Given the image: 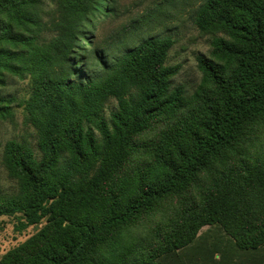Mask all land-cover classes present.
<instances>
[{
	"label": "trees",
	"instance_id": "1",
	"mask_svg": "<svg viewBox=\"0 0 264 264\" xmlns=\"http://www.w3.org/2000/svg\"><path fill=\"white\" fill-rule=\"evenodd\" d=\"M45 2L0 0V80L4 72L32 75L27 108L42 153L26 141L6 143L3 163L18 191L5 193L0 178V216L21 212L28 224L47 219L28 242L41 246L0 264H159L212 224L233 230L246 246L264 243L260 160L219 171L202 203L189 205L156 241L120 243L169 196L183 197L200 172L225 163L264 118V0H205L197 8L196 25L215 36L212 57H199L211 86L195 108L185 87L173 83L180 67L166 64L171 36L146 38L108 62L92 51L88 34L100 15L114 12L115 0H47L50 10ZM45 31L50 39L39 45ZM91 55L104 69H85ZM111 97L118 104L108 119ZM16 98L0 95L2 118L12 116ZM185 108L158 138L139 140L158 119ZM142 150L149 159L134 161ZM131 162L136 167L126 170Z\"/></svg>",
	"mask_w": 264,
	"mask_h": 264
},
{
	"label": "rangeland",
	"instance_id": "2",
	"mask_svg": "<svg viewBox=\"0 0 264 264\" xmlns=\"http://www.w3.org/2000/svg\"><path fill=\"white\" fill-rule=\"evenodd\" d=\"M205 0H115L114 12L100 15L94 30L88 34L90 48L99 50L108 62L120 58L129 47L138 45L142 40L152 36L169 35L174 44L169 51L166 64L178 65V73L173 78L174 85H183L190 99L189 108L197 107L198 94L203 87L210 88L205 81L199 65V57L211 58L212 39L215 33L201 31L195 23L197 8ZM46 9L53 8L46 0ZM45 6V5H44ZM47 19L48 15L45 16ZM5 18V17H3ZM50 33L44 32L38 44L44 45L50 39ZM91 54V51L88 53ZM71 57V52H68ZM74 60V59H73ZM86 70L100 67L96 56L85 58ZM97 65H96V64ZM81 66L79 65L78 68ZM0 80V95L16 96L12 104V116L4 119L0 116V178L5 193L15 194L18 181L8 175L3 163L6 143L16 139L26 141L33 147L38 157L42 156L39 148V131L31 120L27 108L32 95L33 77L30 73L18 77L4 72ZM117 99L111 97L105 104L104 116L110 118L117 108ZM187 108L178 115L161 118L152 124L139 140L145 144L158 138L162 131L182 118ZM149 151L138 152L134 161L149 159ZM264 161V118L248 129L236 149L231 151L225 163H217L213 169L199 173L198 179L183 197L169 196L157 209L145 219L134 224L120 237V243H137L143 245L156 241V234L164 232L176 221L182 220L187 207L193 203H202L204 194L213 188L214 178L227 166H240L244 162ZM136 167L135 162L127 165L126 170ZM255 210L257 206L251 204ZM240 217H244L242 214ZM245 222L246 220L242 219ZM47 224L44 218L37 224H28L23 213L0 216V262L12 254L23 255L41 246V241L28 243ZM136 245V244H135ZM159 264H264V243L246 246L240 236L233 230L220 224L206 225L200 229L193 241L183 248L158 258Z\"/></svg>",
	"mask_w": 264,
	"mask_h": 264
}]
</instances>
